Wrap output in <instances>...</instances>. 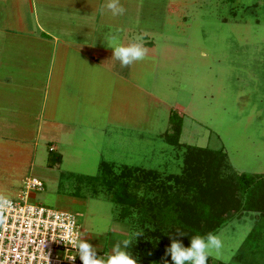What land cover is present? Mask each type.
<instances>
[{"label":"rangeland","instance_id":"374dc122","mask_svg":"<svg viewBox=\"0 0 264 264\" xmlns=\"http://www.w3.org/2000/svg\"><path fill=\"white\" fill-rule=\"evenodd\" d=\"M120 2L126 9L122 16L97 10V22L90 23L97 28L91 33L93 42L112 52L103 37L120 28L122 43L141 36L147 49L150 42L146 58L122 68L112 54L104 56L111 60L103 69L114 76L109 79L99 68L95 104L99 110L93 122L87 116L82 126L65 120L69 123L62 124V131L69 127V133L56 128L54 139H49L51 131L44 132L46 136L34 146L33 140L22 143L15 130L0 128V133L12 136L10 142L0 137V194L14 199L24 177L33 176L43 189L31 191L29 202L71 213L79 235L96 247L98 255L128 239L131 245L126 251L131 255L147 264H163L148 260L153 249L144 240L135 241L140 227L135 224L130 230L129 218H118V206L107 199L100 181L120 167L178 173L182 148L167 143L163 134L169 128V112L181 120L179 143L221 148L235 171L264 174V0ZM105 3L99 0V9ZM54 4L50 0V10ZM59 14L56 26L66 20L64 13ZM83 65H71L62 73L57 63L56 75L82 77L90 73ZM57 87L62 88L58 82ZM94 90L86 89L90 103ZM50 94L51 87L46 105ZM45 127L40 124L41 131ZM48 143L60 156L52 165H48ZM101 163L111 165V171L100 170ZM214 234L223 247L210 253L207 264H264L263 218L243 212L226 220Z\"/></svg>","mask_w":264,"mask_h":264},{"label":"crops","instance_id":"0c3cea01","mask_svg":"<svg viewBox=\"0 0 264 264\" xmlns=\"http://www.w3.org/2000/svg\"><path fill=\"white\" fill-rule=\"evenodd\" d=\"M52 2L55 4L50 10V0H0V128L15 130L22 143L33 140V146L40 137L46 136L44 132L51 131L52 134H47L49 139H54L56 128L61 127L63 134L69 133L68 126L62 131V124L69 123L65 120L82 126L87 116L93 122L99 110L95 105L99 102V68L109 79L114 76L113 71L103 69L107 68L106 60L110 58L104 56L112 52L99 48L91 35L97 30L90 23L97 22L94 16L98 17L99 0ZM59 12L65 14L62 26H56ZM151 48L149 42L147 50ZM57 63L62 73H67L71 65L75 68L81 63L83 70L89 68L90 73L84 72L79 78L77 74H68L72 76L64 79L62 73L56 75ZM57 82L62 88L57 87ZM91 86L96 89L91 93L92 103L86 95V89ZM50 87V103L46 105ZM58 99L62 103L55 102ZM72 111L78 119L71 120ZM41 123L46 124L43 132ZM0 134L10 142L12 136ZM49 150H56L51 143H48ZM127 224L131 230V223Z\"/></svg>","mask_w":264,"mask_h":264},{"label":"trees","instance_id":"16d2710c","mask_svg":"<svg viewBox=\"0 0 264 264\" xmlns=\"http://www.w3.org/2000/svg\"><path fill=\"white\" fill-rule=\"evenodd\" d=\"M168 122L163 133L166 142L182 148L178 173L120 167L100 182L107 199L118 206V218H129L132 226L140 227L142 235H136L135 241L140 244L144 240L153 249L154 256L148 260L163 263L164 257L172 264L170 255L165 256L172 238L188 246L192 236L215 233L226 220L243 212L264 219V174L235 171L221 148L179 143L181 120L169 112ZM48 152V165L57 163L59 155ZM99 168L107 172L112 166L101 163ZM139 190L141 194H137ZM177 229L186 235H177Z\"/></svg>","mask_w":264,"mask_h":264},{"label":"built area","instance_id":"2783aa9c","mask_svg":"<svg viewBox=\"0 0 264 264\" xmlns=\"http://www.w3.org/2000/svg\"><path fill=\"white\" fill-rule=\"evenodd\" d=\"M42 182L26 176L11 205L0 210V264H82L68 245L79 234L74 216L29 202L31 191H41Z\"/></svg>","mask_w":264,"mask_h":264},{"label":"clouds","instance_id":"9594fccd","mask_svg":"<svg viewBox=\"0 0 264 264\" xmlns=\"http://www.w3.org/2000/svg\"><path fill=\"white\" fill-rule=\"evenodd\" d=\"M105 9L113 17L122 16L126 11L120 0H106V3L100 7L99 11L103 13ZM120 31V28L110 29L103 37L106 46L112 50L111 58L114 61H119L122 68L132 65L135 61L145 59L147 49L144 46L143 38L137 36L134 41L125 44L120 41ZM10 205L11 201L0 194V210ZM175 233L179 236L186 235L179 229ZM136 235H142V232ZM68 245L75 250L74 255L66 257L69 261H75L78 255L82 264H137V260L131 253L126 251L131 245V241L128 239L118 241L112 246L110 252L103 255H98L96 247L79 234L69 238ZM222 247L223 242L220 236L209 232L204 236H192L189 238L188 246H184L180 240L172 238L170 246L165 249V256L170 255L172 264H207L210 253L212 251L219 252ZM161 259L163 264H168V260L164 259V257Z\"/></svg>","mask_w":264,"mask_h":264}]
</instances>
